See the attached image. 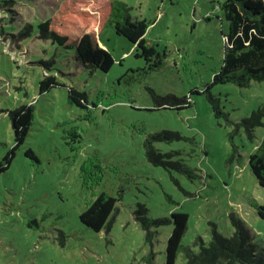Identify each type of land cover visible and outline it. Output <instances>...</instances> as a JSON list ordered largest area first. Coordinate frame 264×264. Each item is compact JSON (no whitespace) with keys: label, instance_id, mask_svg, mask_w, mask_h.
<instances>
[{"label":"rangeland","instance_id":"obj_1","mask_svg":"<svg viewBox=\"0 0 264 264\" xmlns=\"http://www.w3.org/2000/svg\"><path fill=\"white\" fill-rule=\"evenodd\" d=\"M62 1L0 0V160L14 145L9 111L22 103L34 106L29 134L0 171V264H147L143 257L151 246L136 219L137 204L153 218L185 212L184 244L198 236L208 241L212 223L230 235V214L242 218L254 241L263 244L264 219L255 204H264V188L251 173L248 156L264 125L252 140L243 130L235 133L237 151L229 160L233 126L215 118L203 92L222 63L228 30L224 0H122L132 17L147 21L146 41L165 52L151 72L110 24L99 32L100 45L114 58L106 72L82 69L71 52L38 38V23ZM44 74L55 75L63 86L39 94ZM71 85L87 93L88 107L70 103ZM151 89L188 96L190 105L156 108ZM211 92L236 120L264 106V80L247 87L216 84ZM163 129L177 130L182 138L154 145L179 149L174 159L198 176L190 180L145 158L146 136ZM27 148L37 161L24 155ZM100 192L117 199L115 214L109 227L94 231L79 215ZM171 228H157L154 264H164ZM182 263L179 255L176 264Z\"/></svg>","mask_w":264,"mask_h":264},{"label":"trees","instance_id":"obj_2","mask_svg":"<svg viewBox=\"0 0 264 264\" xmlns=\"http://www.w3.org/2000/svg\"><path fill=\"white\" fill-rule=\"evenodd\" d=\"M228 22L225 36L222 63L213 74L212 81L203 90L211 105L215 118H223L225 123L233 126L228 133L232 146L229 160L234 158L237 145L233 135L243 130L252 140L257 127L264 125V106L253 109L248 115L236 120L230 117L220 103L219 96L211 92L216 84L233 83L247 87L252 81L264 80V0H224L221 5ZM110 24L116 34L125 37L134 47V56L145 61L147 72L158 69L165 57L155 44L148 43L145 32L148 23L143 18L132 17L128 5L122 0H63L50 17L37 25V37L49 39L63 49L71 52L77 66L93 72H106L114 58L99 42L100 30ZM49 65V64H48ZM47 69H50L46 67ZM55 86H63L55 75L44 74L38 82V93H43ZM194 92V91H191ZM196 92V91H195ZM156 108L189 107L188 96H176L171 93L159 95L150 90ZM70 103L85 109L89 106L88 95L75 86L67 87ZM8 116L14 133V145L0 160V171L8 168L15 149L22 144L30 131L34 118L32 103H22L9 111ZM182 138L177 130L163 129L150 133L144 140L145 158L153 165L171 172L177 171L188 179L198 176L196 169L181 158L179 149L164 150L154 145L155 142L170 143ZM24 155L37 161L31 148ZM248 165L259 186L264 188V135L255 149L248 156ZM169 198V196L167 195ZM116 198L100 192L79 215V220L88 228L99 231L109 227L114 217ZM256 214L264 219V204H255ZM144 204H137L136 219L144 231V241L151 248L143 257L147 264H154L155 252L152 241L157 228L171 224L172 228L165 244L164 264H176L179 255L182 264H264V243L259 245L250 235L245 221L230 214L234 226L233 232L221 234L215 223L211 225V237L208 241L198 236L192 244H184L182 239L187 230L188 216L185 212H172L170 216L149 217Z\"/></svg>","mask_w":264,"mask_h":264}]
</instances>
